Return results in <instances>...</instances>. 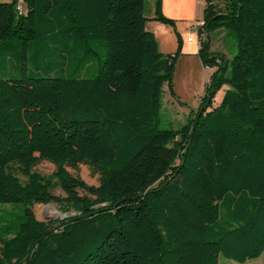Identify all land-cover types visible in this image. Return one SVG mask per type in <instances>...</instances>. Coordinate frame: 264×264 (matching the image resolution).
<instances>
[{
  "label": "trees",
  "instance_id": "trees-1",
  "mask_svg": "<svg viewBox=\"0 0 264 264\" xmlns=\"http://www.w3.org/2000/svg\"><path fill=\"white\" fill-rule=\"evenodd\" d=\"M203 1L201 29L233 34L236 51L200 42L216 68L174 129L160 126L162 96L186 104L173 90L181 39L175 30L176 50H159L145 0H0V64L18 71L0 77V203L23 205L18 223H0V264L244 263L264 252V0ZM154 9L174 25L160 0ZM42 160L55 165L48 176L33 169ZM81 162L97 185L65 168ZM49 202L75 213L37 220L33 205Z\"/></svg>",
  "mask_w": 264,
  "mask_h": 264
},
{
  "label": "rangeland",
  "instance_id": "rangeland-1",
  "mask_svg": "<svg viewBox=\"0 0 264 264\" xmlns=\"http://www.w3.org/2000/svg\"><path fill=\"white\" fill-rule=\"evenodd\" d=\"M149 2L145 0L144 12L148 14L149 12ZM210 38L213 41V46L215 50H223L226 52L229 58L236 51V39L233 34L228 33L227 36L219 37L217 33L211 32ZM14 59L8 60L6 65L0 64V77H10L11 75L17 74V65ZM97 61L93 60L89 64L88 70L82 72L81 75L85 77H91L96 73ZM29 69H32L29 63ZM182 70L181 66L178 65L174 73V85L176 90L181 93V97H187L188 93L183 89L182 85ZM197 77V82L195 83L196 92L200 90L199 83L202 80L203 76L195 74ZM175 89V88H174ZM183 102H187L183 100ZM191 110V107L186 104H179L172 96H170L167 88L165 87L164 94L162 96V109H161V127H172L174 129L179 128L186 120L188 112ZM66 170L74 177L83 180L87 184L97 185L99 182V174L95 172L90 166L85 163H77L75 166H66ZM33 169L40 173L41 175L48 176L54 169L55 165L49 161H39ZM21 179H24L22 175H19ZM53 194L64 196V193L60 188H55L52 191ZM80 194H84L83 191H79ZM34 215L37 220L47 221L53 220L56 218H65L75 212L73 210L65 211L62 210L57 203L49 202L46 204L35 203L32 207ZM23 214V205L21 203H0V223H7L14 225L20 221V217ZM218 264H264V252L254 259H249L244 263H239L234 260L225 258L222 255H219Z\"/></svg>",
  "mask_w": 264,
  "mask_h": 264
},
{
  "label": "crops",
  "instance_id": "crops-1",
  "mask_svg": "<svg viewBox=\"0 0 264 264\" xmlns=\"http://www.w3.org/2000/svg\"><path fill=\"white\" fill-rule=\"evenodd\" d=\"M148 2L150 6L148 14L145 13V16L147 17L146 27L154 33L159 50L164 54L173 53L178 45L175 30L180 35L181 50L177 58L175 71L178 65L181 66V70L183 71L182 85L183 89L188 93V96L181 97L182 94L176 90L174 81L173 90L180 101L186 100L187 105H189L191 109H196L201 103V98L205 92V87L209 82L210 75L216 68L210 67V69H208L202 64L198 54L200 42L208 36L210 50L217 52L213 46V41L210 38V33L215 32L219 37L227 36V33L223 29H217L208 34L205 31L201 34H197L193 31L192 25L194 21H201L203 15L202 11L204 3H201L199 0H160L161 12L163 15L174 21L173 26L154 20L155 0H148ZM218 52L224 53L225 56L230 59L225 51L220 50ZM195 74L203 76L199 83L200 90L197 92L194 90L196 88L195 83L197 82ZM226 88L227 85H223L217 91L213 105H217L220 102Z\"/></svg>",
  "mask_w": 264,
  "mask_h": 264
},
{
  "label": "built area",
  "instance_id": "built-area-1",
  "mask_svg": "<svg viewBox=\"0 0 264 264\" xmlns=\"http://www.w3.org/2000/svg\"><path fill=\"white\" fill-rule=\"evenodd\" d=\"M201 3H204L203 0H199ZM19 7H20V12H22V7L21 5L19 4ZM202 25H203V20L201 21H194L193 25H192V29L193 31H195L197 34H201L203 32V30L201 29L202 28ZM208 69H210V67H207Z\"/></svg>",
  "mask_w": 264,
  "mask_h": 264
}]
</instances>
